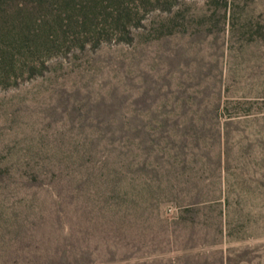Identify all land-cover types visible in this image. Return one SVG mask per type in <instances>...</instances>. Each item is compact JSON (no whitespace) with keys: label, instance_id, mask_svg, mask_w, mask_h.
<instances>
[{"label":"rangeland","instance_id":"rangeland-1","mask_svg":"<svg viewBox=\"0 0 264 264\" xmlns=\"http://www.w3.org/2000/svg\"><path fill=\"white\" fill-rule=\"evenodd\" d=\"M82 4L41 19L39 61L0 82V170L69 159L41 165L64 180L36 182L38 203L60 200L45 217H4L0 200V264L17 249L32 264H264L263 122L232 125L228 171L205 175L229 190L230 217L183 211L149 157L154 127L196 121L205 95L208 123L220 93L226 113L261 106L233 101L264 100V0Z\"/></svg>","mask_w":264,"mask_h":264},{"label":"trees","instance_id":"trees-1","mask_svg":"<svg viewBox=\"0 0 264 264\" xmlns=\"http://www.w3.org/2000/svg\"><path fill=\"white\" fill-rule=\"evenodd\" d=\"M76 7L81 12H85L87 8L83 4L77 6L76 0H0V82L9 80L15 73L24 70L29 65V61H39L36 58L43 50L42 41L46 40L45 35H41L36 27L41 19L53 18L54 22L50 24L53 26L58 20H63L61 12L64 9L68 11ZM86 21L87 19H84L83 22ZM46 22L49 21L45 20ZM41 27L43 30L47 28L44 22L41 23ZM53 32L57 37L61 33L63 37H67L69 33L64 25L60 24L54 27ZM47 36V39L56 41L53 35L46 34ZM207 96H203V103L199 111L195 113L198 114L196 121L185 119L181 120L182 122L154 127L155 132L152 135L150 148L152 153L149 157L152 160L153 173L157 182L162 183L166 178L169 198L182 205L183 211L189 212L194 206L204 205L202 209L220 208L221 215L230 217L229 190L226 187L212 186L211 183L208 186L205 175L208 174L211 179H214L218 173L224 174L228 171L227 159L231 150L232 125L243 121H260L264 124V100L233 101L234 104L258 103L261 106L253 112L238 109V113L231 114L226 113L229 108L227 105L223 106V95L220 93L217 106L214 108L218 112L217 116L208 123L205 118L208 112L205 105ZM192 99L195 98L192 97ZM192 109L190 108L184 117L191 116L194 112ZM40 160L36 157L26 160L27 167L24 170L12 168L0 170V200L4 217H26L29 214L34 217H45L53 206L54 209L57 207L56 201L60 203L53 193L51 203L48 202L49 206L46 202L43 206L41 201L38 203L40 197L35 190L36 182L40 181V178L51 175L55 187L58 181L64 183L62 177L56 172L49 173L48 170L41 168L46 160L44 162ZM47 160L49 162L45 164H55V168H62L61 163L66 160V165H69V159L66 156L48 157ZM19 195H22L23 198H20L22 201H18ZM8 200L11 202V207L4 204ZM18 203L22 206L21 208L18 207ZM201 203L205 204L201 205ZM18 236L17 241L20 239ZM8 254L14 256L12 264L31 263L28 260V262L24 261L28 253L22 249Z\"/></svg>","mask_w":264,"mask_h":264}]
</instances>
